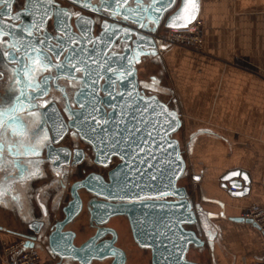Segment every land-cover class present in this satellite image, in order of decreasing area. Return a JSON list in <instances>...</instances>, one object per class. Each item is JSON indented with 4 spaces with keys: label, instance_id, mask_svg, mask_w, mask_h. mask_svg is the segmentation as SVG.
Masks as SVG:
<instances>
[{
    "label": "water",
    "instance_id": "obj_1",
    "mask_svg": "<svg viewBox=\"0 0 264 264\" xmlns=\"http://www.w3.org/2000/svg\"><path fill=\"white\" fill-rule=\"evenodd\" d=\"M45 2L47 7L42 6L40 0H26L25 10L13 12V0H0L3 36L9 38L10 44L13 37L17 41L33 42L23 31L24 27L39 24L38 17L41 20L43 17L38 10L50 13L47 18L54 13L56 31L59 27L58 33L66 41L63 44L66 56L72 48L75 56L72 62L81 61L80 66H87L91 73L87 79L79 80L83 85L74 93L73 101L81 109L75 110L76 115H71L73 118L68 124L64 123L63 132L66 133L68 126L75 129L92 145L97 162L103 166H107L113 156L121 159L109 172L108 181L100 175L90 174L72 186V199L64 208L65 217L55 224L49 235V253L61 261L78 264L105 259H111L110 264H126V252L115 245L116 231L105 227L111 217L123 215L129 220L137 244L151 250L152 264H199L187 258L191 247L202 248L206 242L197 229L202 221L200 209L188 189L179 185L187 169L181 142L174 136L182 127L181 115L156 93L144 94L136 62L159 58L153 34L161 26L181 28L193 23L200 12V0H194L196 8L192 14L195 18L190 21L172 19L185 0H127L126 3L121 0L120 8L108 4L100 11L84 7L83 0H73L78 8L91 13L79 17L65 7L53 9L52 0ZM92 3L96 4L97 0ZM111 11L117 14L112 15ZM96 21L100 23V31L95 36ZM10 27L12 35L8 34ZM42 27L31 31L39 35ZM71 40L76 43L72 45ZM122 45L121 51L113 52V48ZM51 52L56 57V52ZM90 61H96V64ZM56 84L57 81H53L54 87ZM65 98L69 101L67 96ZM46 111H50V106ZM61 136L56 138L54 134V141L58 142ZM51 145L48 155L63 158L62 164L68 163L70 150ZM77 151L74 150L75 156ZM223 180L235 189L231 190L235 196L249 192L250 177L242 170L227 172ZM80 189L105 201L90 203V222L97 232L86 242L76 245L75 232L66 227L81 212ZM234 219L252 223L242 217ZM41 225L38 222L31 225L34 234L40 235L38 228ZM107 234L113 238L101 240ZM17 235L27 239L25 246L37 245L35 236Z\"/></svg>",
    "mask_w": 264,
    "mask_h": 264
},
{
    "label": "crops",
    "instance_id": "obj_2",
    "mask_svg": "<svg viewBox=\"0 0 264 264\" xmlns=\"http://www.w3.org/2000/svg\"><path fill=\"white\" fill-rule=\"evenodd\" d=\"M198 19L201 51L169 46L150 75L157 94L168 79L166 93L182 119L183 156L198 181L193 200L206 243L190 260L253 264L264 261V234L234 218L251 204L264 206V0H200ZM237 169L250 177L243 196L233 195L223 180ZM7 206L0 214V264H6L4 243L21 238L12 231L22 226L12 221L19 219L14 205ZM36 246L40 264H60Z\"/></svg>",
    "mask_w": 264,
    "mask_h": 264
},
{
    "label": "flooded vegetation",
    "instance_id": "obj_3",
    "mask_svg": "<svg viewBox=\"0 0 264 264\" xmlns=\"http://www.w3.org/2000/svg\"><path fill=\"white\" fill-rule=\"evenodd\" d=\"M53 1V9L56 7L67 8L73 13L80 14H91L86 10L78 8L73 2V0H52ZM26 0H13V12H20L25 10ZM44 10H38V14L43 17ZM92 16V15H91ZM40 22L41 19L38 17ZM95 19H97L95 17ZM38 20V21H39ZM73 19H71V22ZM39 22V24H40ZM21 23V22H20ZM19 24V22L17 23ZM38 24V25H39ZM100 23L97 21L94 24V34L95 36L99 34L100 31ZM32 36L36 37V41H33L38 44L39 40H45V34H49L53 37L51 39L50 44L55 46L58 44L57 39H55L56 35H60L55 28V20L54 13L51 17H48L46 21L43 22V27L39 30V35L34 30L31 31ZM61 36V35H60ZM2 41H7L10 45V40L7 36H3L0 38ZM122 46H116L113 48V52L121 51ZM4 51H11L10 47H4ZM20 55V52L16 53ZM51 59L53 62L56 61L55 55L50 52ZM66 56V51L60 53V60L63 61ZM144 60L140 59L136 62V67L138 71V78L140 82V87L144 91L145 95L155 94V77H149L148 82H143L140 79L141 73V65ZM155 62V60H154ZM18 63L16 62H4L0 60V95H7V85L9 83V76L11 75L8 71L11 67H16ZM48 73H42L43 75H47ZM82 75L80 73L77 74ZM53 83V82H52ZM60 88H51L47 96H41L38 99L40 100H48L49 103L44 105L42 108L32 109V111L40 113V122L41 128L46 129L48 139L43 141L39 148L37 149L35 154H29L27 156L21 155L19 157L13 156L9 153L7 148V143L4 144L3 151L4 155L8 157V159H17L20 163H26L27 161H31V163H26V167L23 173L20 170L13 169L9 166L8 171L12 174L13 180L11 191H5L2 196H0V214L7 213L8 208L6 207L8 202L14 205V212L16 218L12 217V221L14 219V223L17 225L18 222L22 224L21 230H12L16 234H24L26 236H35L37 239V245L45 248L49 251V235L55 227V224L62 220L64 215V208L71 201V188L77 182L80 181L90 174H96L102 176L106 181L109 180V172L114 169L120 162L121 159L117 156H113L107 166H103L99 164L96 160V154L92 147V145L82 139L78 132L71 128L67 127V131L64 134L63 126L64 123H69L72 120V116L69 114V111L66 110V106L69 103L71 108L74 110H80L81 107H78L77 104L73 101L74 93L79 90L83 83L81 81H77L75 86L68 84L67 79H61L57 82ZM61 87L64 89V92L67 93V97L69 101L65 98L63 92L61 91ZM50 106V111L47 113V108ZM62 120V121H61ZM63 122V123H62ZM42 134V132H41ZM54 134H56V138L60 137L61 139L56 142L54 141ZM7 140L12 141L13 143L19 139V137H14L11 135L9 131ZM52 144V145H51ZM54 146L55 148L66 147L70 150V155L68 158V163L62 164L64 162L63 158L51 157L48 155V147ZM74 150L77 151V156H75ZM15 151V149H13ZM55 156V155H53ZM61 164V165H60ZM38 170V172H37ZM33 172L35 175L29 177L28 173ZM23 175L24 179L21 181L18 177ZM5 173L0 171V181H4ZM7 184V181H4ZM79 193L82 198V209L79 215L69 224L66 229H70L75 232L76 236L74 238V243L76 245H81L86 242L91 237L95 236L97 229L95 226H92L90 222V203L94 200L97 201H105L104 198L99 197L95 194L88 192L85 189H80ZM13 196H18L19 199H13ZM1 197H4L1 199ZM127 201H124V203ZM120 203V201H118ZM120 219L125 222L127 227L123 225H118L114 222V220ZM41 223V227L38 228L40 230V235L34 234L31 229V225L34 223ZM119 222V221H118ZM105 227L113 228L117 233V238L115 245L122 248L127 255L126 264H130V253L128 251V240L125 238L124 230L127 229V235L129 236V243L131 246L137 249V251H142L143 255L150 253V261L149 264H152V252L150 249L140 247L134 239L129 220L126 216L119 215L113 216L109 219L108 223ZM88 233H90L88 235ZM86 236L81 243H78V239L81 236ZM113 237L110 234H107L101 240L112 239ZM27 240V239H25ZM100 240V241H101ZM126 241V242H125ZM124 244V245H123ZM193 249L192 247L187 253L188 254ZM189 259V258H188ZM111 263V259L105 260H93L91 264L94 263ZM63 264H76L77 262L73 261H61Z\"/></svg>",
    "mask_w": 264,
    "mask_h": 264
},
{
    "label": "snow or ice",
    "instance_id": "obj_4",
    "mask_svg": "<svg viewBox=\"0 0 264 264\" xmlns=\"http://www.w3.org/2000/svg\"><path fill=\"white\" fill-rule=\"evenodd\" d=\"M127 0H125V3ZM42 6L47 7L45 0H40ZM114 4L116 8L121 7V0H97V3H92V0H83L84 7L93 9L94 11H100L105 5ZM196 8L194 0H185L182 9L172 19H183L190 21L194 19L192 10ZM129 11L133 10L129 8ZM50 13H44L43 19H46ZM110 14L116 15L115 11H111ZM78 17L80 13H75ZM127 19V17H124ZM43 19L39 25L33 24L31 26L24 27L23 31L28 35L31 41H36V37L32 36L31 29L37 30L43 26ZM59 25V21L57 22ZM172 26H186L173 24ZM60 29L57 27V32ZM5 33L3 26H0V36ZM9 35H12L11 27ZM53 37L49 34H45V40H39L38 44L35 42H23L17 41L13 37V42L9 45L7 41L0 40V60L4 62L18 61L16 67L8 69L10 72L9 83L7 85V95H0V171L5 173L4 181H0V196L5 191H11L13 180L12 174L8 171L9 166L14 170L19 169L21 173L24 172L26 163H20L17 159H8L4 155L3 147L7 143L8 151L11 155L19 157L21 155L35 154L39 146L43 141L48 139L47 130L41 128L40 113L32 111V109L42 108L49 103L48 100L38 99L41 96H47L49 90L53 88V81H60L61 79H67L68 84L75 86L78 80L87 79L91 73L87 66L81 67V61L73 63L75 56L72 48L68 49V56L63 61L60 60V53L64 51L63 44L66 42L65 38L56 35L55 39L59 42L53 46L50 44ZM70 43L74 45L75 40H71ZM4 47H10L11 51H4ZM56 52V61L51 59L50 52ZM20 52V55L16 53ZM92 64H96V61H90ZM47 72V75L41 74ZM78 73L82 75H77ZM55 87H59L57 83ZM64 92V89L61 88ZM65 97L67 93L64 92ZM80 93H77L79 96ZM66 110L70 115H76L75 110L71 108V105L66 106ZM93 111H96L93 108ZM95 119L94 117H91ZM74 122V121H73ZM99 123V121H97ZM9 131L14 137H19L15 143L7 140ZM42 132V134H41ZM15 149V151H13ZM38 172V170H37ZM36 173L29 172L28 176L31 177ZM21 181L24 176L18 177ZM13 199H19L18 196H13Z\"/></svg>",
    "mask_w": 264,
    "mask_h": 264
},
{
    "label": "built area",
    "instance_id": "obj_5",
    "mask_svg": "<svg viewBox=\"0 0 264 264\" xmlns=\"http://www.w3.org/2000/svg\"><path fill=\"white\" fill-rule=\"evenodd\" d=\"M200 20L197 18L193 23L186 27L169 28L163 31L157 30L153 37L157 42V53L163 56L165 49L169 46H179L185 49L201 51L202 38L200 34ZM197 182V180L194 179ZM235 191L234 188H231ZM241 217L250 219L251 225L256 226L264 234V206L251 204L246 207ZM26 240L21 239L13 243H4V254L6 264H40L42 257L36 245L25 246ZM253 264H264V261H256Z\"/></svg>",
    "mask_w": 264,
    "mask_h": 264
},
{
    "label": "rangeland",
    "instance_id": "obj_6",
    "mask_svg": "<svg viewBox=\"0 0 264 264\" xmlns=\"http://www.w3.org/2000/svg\"><path fill=\"white\" fill-rule=\"evenodd\" d=\"M165 29V26H161V28L159 29L160 31H163ZM189 50H192V49H189ZM195 51V50H194ZM157 60L152 61L150 59H147L143 62V64L141 65V75H140V79L141 80H144L146 82H148L149 80V77L151 74H154L157 73L158 69L156 67L155 69V64H156ZM159 86V84H157V87ZM168 79L165 77L162 81H161V86H159V88L161 87L162 89V92H158V94L156 93V86H155V93L166 103L169 104V106L171 108H174V104H172V100L169 99V94L166 93V90H168ZM165 91V92H163ZM176 138H178L181 142V147H182V152H183V155H184V145H183V141H184V138L182 136V129H180L175 135H174ZM179 185L181 186H185L188 191H189V194L192 198L195 197V195L197 194V189H198V181H194V178L193 176L191 175V173L189 172V169L187 168L186 169V174L185 176L180 180L179 182ZM119 221V222H118ZM115 223H117L119 226L120 225H126L125 222L121 221L120 219H118L117 221L114 220ZM125 233L124 236L125 238L128 240V243H125V244H128L129 247H128V251L130 253V264H149V261H150V253L149 254H146V255H143V252L142 251H137L136 248H134L133 246L130 245L129 243V236L126 234L127 233V229L124 230ZM90 233H88L89 235ZM88 235L86 236H81L79 239H78V243H81L84 238H86ZM21 239H25V238H20L19 240ZM17 240V241H19ZM16 242V241H15ZM126 242V241H125ZM124 245V244H123ZM193 248V247H192ZM197 257V249L196 248H193L191 249V251L189 252L188 254V258L192 259V258H195ZM57 260L60 261V264H62L61 260L58 258ZM78 264V263H76ZM94 264H108V261L106 263H94Z\"/></svg>",
    "mask_w": 264,
    "mask_h": 264
},
{
    "label": "bare ground",
    "instance_id": "obj_7",
    "mask_svg": "<svg viewBox=\"0 0 264 264\" xmlns=\"http://www.w3.org/2000/svg\"><path fill=\"white\" fill-rule=\"evenodd\" d=\"M36 245V244H35Z\"/></svg>",
    "mask_w": 264,
    "mask_h": 264
}]
</instances>
